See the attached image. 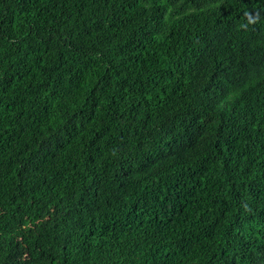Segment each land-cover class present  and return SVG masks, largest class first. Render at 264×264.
I'll list each match as a JSON object with an SVG mask.
<instances>
[{"label":"trees","instance_id":"obj_1","mask_svg":"<svg viewBox=\"0 0 264 264\" xmlns=\"http://www.w3.org/2000/svg\"><path fill=\"white\" fill-rule=\"evenodd\" d=\"M0 264H264V0H0Z\"/></svg>","mask_w":264,"mask_h":264}]
</instances>
